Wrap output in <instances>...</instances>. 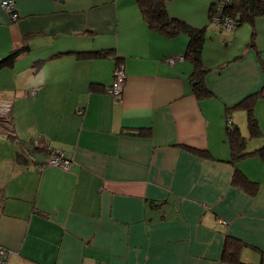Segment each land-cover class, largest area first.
<instances>
[{
	"label": "crops",
	"instance_id": "crops-1",
	"mask_svg": "<svg viewBox=\"0 0 264 264\" xmlns=\"http://www.w3.org/2000/svg\"><path fill=\"white\" fill-rule=\"evenodd\" d=\"M2 1L0 59L23 48L0 68L7 264H259L264 157L233 164L228 126L246 151L264 146V14L227 30L215 0H166L170 19L204 29L195 76L188 33L151 28L137 0H11L15 20ZM51 151L69 165H48ZM228 239L238 263L223 259Z\"/></svg>",
	"mask_w": 264,
	"mask_h": 264
},
{
	"label": "trees",
	"instance_id": "trees-1",
	"mask_svg": "<svg viewBox=\"0 0 264 264\" xmlns=\"http://www.w3.org/2000/svg\"><path fill=\"white\" fill-rule=\"evenodd\" d=\"M166 0H137L140 11L151 28L164 33L166 35H174L181 30H184L189 35L188 45L185 51V55L188 56L194 63L195 76H198L201 72L199 53L201 48V41L204 29H193L185 25L181 21L170 19L165 11ZM214 7L211 6L210 17L213 14ZM238 14L236 15V13ZM223 12L230 16L233 20V26L240 24L243 20H251L252 17L258 14H264V1L262 0H230V2L224 3ZM23 48L16 49L9 53L7 56L0 59V68L6 65H11L14 58L20 53ZM202 89V88H201ZM247 101L244 100L242 105L247 110V120L249 128V138L254 137L257 132V124L252 116V110L247 105ZM228 135L231 142V158L230 161L234 164L241 158L248 155L258 153L264 157V146L254 151H246V137L242 136L239 129L235 125L228 126ZM23 154V152H22ZM236 168V167H235ZM233 182L248 189H255V183L248 180L241 171L236 168L233 175ZM250 186V187H249ZM239 249L240 242L234 239H228L225 241L223 250V259L232 263L239 262Z\"/></svg>",
	"mask_w": 264,
	"mask_h": 264
},
{
	"label": "built area",
	"instance_id": "built-area-1",
	"mask_svg": "<svg viewBox=\"0 0 264 264\" xmlns=\"http://www.w3.org/2000/svg\"><path fill=\"white\" fill-rule=\"evenodd\" d=\"M230 2V0H215V3L213 4L214 11L211 15V19L213 22L220 24L221 27L230 30L233 26V20L230 18L229 15L225 14L223 12V5L224 3ZM1 6L11 14V18L15 20L17 18V13L14 11V5L11 0H3L1 2ZM183 59L182 56L173 57L169 56L165 60L167 62H175L176 60ZM124 73L122 70L121 65L117 64L114 67L113 70V79L111 82V85L108 87L107 92L110 93L112 96H119L121 92V85L123 82ZM33 93V90H32ZM9 104L3 103L0 104V120L5 118L6 114L9 112ZM48 165H58L62 167H67L69 165V161L64 157V154L62 152L57 151H51L48 162ZM221 224H225L224 220H220ZM9 256V251L5 249L4 247L0 246V264H7V259ZM98 264H104V263H98ZM259 264H264V258Z\"/></svg>",
	"mask_w": 264,
	"mask_h": 264
},
{
	"label": "rangeland",
	"instance_id": "rangeland-1",
	"mask_svg": "<svg viewBox=\"0 0 264 264\" xmlns=\"http://www.w3.org/2000/svg\"><path fill=\"white\" fill-rule=\"evenodd\" d=\"M247 264H249V263L247 262Z\"/></svg>",
	"mask_w": 264,
	"mask_h": 264
}]
</instances>
